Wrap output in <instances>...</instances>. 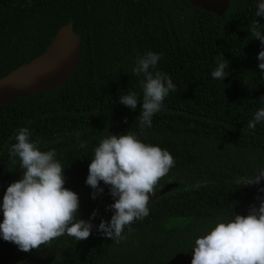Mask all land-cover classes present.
Instances as JSON below:
<instances>
[{"label":"trees","instance_id":"obj_1","mask_svg":"<svg viewBox=\"0 0 264 264\" xmlns=\"http://www.w3.org/2000/svg\"><path fill=\"white\" fill-rule=\"evenodd\" d=\"M257 3L231 0L217 17L188 0H0V79L42 54L61 27L73 23L81 38L79 66L63 86L0 106V203L7 187L22 179L24 170L18 158L11 163L9 149L26 127L42 151L57 153L65 187L80 198V218L90 220L98 210L85 241L65 235L25 253L0 236V264H191L196 238L259 207L264 180L235 183L264 169V122L254 132L247 128L264 107L257 59L264 46L249 33ZM259 23L264 26V18ZM147 52L161 55L156 70L177 90L152 126L142 129V104L133 111L119 101L131 92L142 100V76L132 69ZM221 55L230 73L223 82L211 75ZM129 131L174 157L156 191L178 186L150 202V214L115 243L97 231L113 215L107 210L114 203L110 189L101 182L104 192L93 200L86 180L100 140Z\"/></svg>","mask_w":264,"mask_h":264},{"label":"clouds","instance_id":"obj_2","mask_svg":"<svg viewBox=\"0 0 264 264\" xmlns=\"http://www.w3.org/2000/svg\"><path fill=\"white\" fill-rule=\"evenodd\" d=\"M255 16L258 19L251 22L249 33L264 46V26L259 23V18H264V0H258ZM257 59L264 73V50ZM160 60L161 55L154 52L138 55L132 71L137 77L142 76V100L136 92L120 97L119 102L133 111L142 104L137 118L142 129L152 126L153 117L162 110L165 99L177 90L169 75L156 70ZM228 68L229 62L221 55L212 78L223 82L230 75ZM262 122L264 107L254 113L247 128L254 132ZM15 140L9 157L13 164L18 158L24 171L22 179L7 187L0 203L3 213L0 236L25 253L40 251L42 246L51 247L53 241L65 235L78 242L89 239L94 228L91 220L98 210L90 220L80 218V198L65 187V169L55 150L42 151L38 142L31 140L26 127L17 130ZM174 166V157L168 150L146 144L130 131L100 140L94 149L86 184L93 189L95 200L104 192L100 187L103 182L109 187L114 203L107 208L113 212L111 220H102L97 231L115 243L125 239V228L132 231L135 222L150 214V198ZM261 180L264 169L254 177H239L235 183L247 187L258 185ZM192 254L191 264H264V201L259 207L252 206L248 215L235 214L232 220L218 222L207 234L196 238Z\"/></svg>","mask_w":264,"mask_h":264},{"label":"water","instance_id":"obj_3","mask_svg":"<svg viewBox=\"0 0 264 264\" xmlns=\"http://www.w3.org/2000/svg\"><path fill=\"white\" fill-rule=\"evenodd\" d=\"M193 7L222 17L231 0H188ZM81 57V38L74 32L73 23L61 27L49 46L38 57L23 64L0 79V106L19 97L52 91L61 87L78 68ZM168 183L155 191L150 202L177 188Z\"/></svg>","mask_w":264,"mask_h":264}]
</instances>
